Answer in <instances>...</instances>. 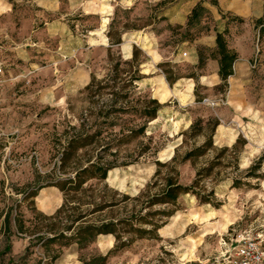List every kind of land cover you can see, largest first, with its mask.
<instances>
[{
    "label": "rangeland",
    "instance_id": "obj_1",
    "mask_svg": "<svg viewBox=\"0 0 264 264\" xmlns=\"http://www.w3.org/2000/svg\"><path fill=\"white\" fill-rule=\"evenodd\" d=\"M200 1L207 11L189 26L192 6ZM104 8L99 0H0V29L10 37L4 54L11 70V77L0 85V264L10 258L14 259L12 264H31L39 259L40 251L35 249L27 261H19L28 240L17 236L12 239L11 252L1 253L5 246L4 214L20 202L24 218L33 217L17 192L43 181L58 160L65 131L73 132L82 111L101 106L105 100H85V85L76 78L89 72L102 79L111 72L108 49L90 46L89 30L102 31V24H106L104 33L124 31L122 43L138 40L139 48L151 51L153 58L141 49L148 58L140 65L146 77L135 83L134 95L155 97L164 104L158 117L148 123L145 135L122 153L120 160L133 163L108 173L109 186L138 194L155 173L156 160L168 161L176 149L183 152L192 145L193 141L184 143L182 133L197 118L220 119L214 136L217 146H232L239 135L247 140L239 154V170L229 168L216 186V196L223 203L219 208L201 204L187 194L159 231L160 239L137 240L111 253L107 264H229L243 238H264V179H246L249 185L232 186L233 177L243 176L264 154V35L260 36L258 22L260 17L264 19V0H218V5L210 0H137L131 8L117 5L110 21L101 18ZM91 10L103 11L93 14ZM225 29L241 67L237 77L221 87L215 35L216 30ZM151 32L156 34L154 46L147 37ZM199 48L204 58L200 68ZM153 49L163 59L157 62L161 57ZM112 54L114 62L131 58L124 56L121 45L114 46ZM191 56L197 57L196 63ZM160 62H170L182 78L168 87L158 67ZM190 74L197 78L190 79ZM196 83L201 100L194 93ZM117 120L130 125L142 122L131 115H120ZM119 129L117 125L115 130ZM140 148L146 151L137 156ZM212 156L213 152L207 158ZM179 169L181 180L189 183L194 167L185 163ZM62 202L57 188L46 187L38 205L51 208L48 213H53ZM114 244V236L100 235L83 249L77 245L63 248L54 264H85L84 260L93 254H106Z\"/></svg>",
    "mask_w": 264,
    "mask_h": 264
},
{
    "label": "trees",
    "instance_id": "obj_2",
    "mask_svg": "<svg viewBox=\"0 0 264 264\" xmlns=\"http://www.w3.org/2000/svg\"><path fill=\"white\" fill-rule=\"evenodd\" d=\"M218 5V0H210ZM207 11L202 1L196 3L188 17V25L197 22ZM263 18L260 36L264 35ZM128 28V27H127ZM110 38L108 60L111 72L102 79L91 74L82 93L84 99L92 103L105 98L101 106H90L82 111L79 125L72 126L73 132L65 131V141L61 144L58 160L52 170L43 176V181L22 188L21 202H27L33 217L25 219L19 212L20 202L10 206L4 214L3 233L5 246L2 254L12 250L14 236L27 239L28 243L19 256V261H27L35 249L40 251L39 259L31 264H54L65 247L77 245L83 249L100 236H114L115 244L106 254H93L84 260L85 264H107L108 256L130 247L135 241L161 238L159 231L179 210L181 197L194 195L201 204L219 208L223 203L216 196V186L223 179V173L239 170V154L247 140L239 135L232 146H217L214 136L220 119L212 117L204 121L197 118L182 134L184 143L193 141L185 151L176 149L168 161L156 160V170L151 180L136 195L115 189L107 183L108 173L120 165L133 161L120 160L130 145L145 135L148 123L158 117L163 103L148 95L135 97V83L146 77L140 65L147 56L137 45L133 46L130 59L113 61L112 48L122 43V32L107 33ZM125 57L130 56V44L123 45ZM198 64H204L202 51L197 49ZM143 55V58L141 57ZM215 58L218 61L217 74L221 87L228 85L234 74V64L239 59L238 52L231 48L224 31L216 30ZM167 82L172 86L180 78L170 62H160ZM189 78H197L190 74ZM196 83L194 93L198 100L203 96ZM120 115H131L142 120L138 124L117 122ZM120 125L117 131L115 127ZM202 138L200 143L197 139ZM135 151V149H134ZM146 149L137 150L141 156ZM213 152L211 158L207 156ZM132 155V154H131ZM190 163L195 175L189 183L181 180L179 167ZM264 154L247 167L243 176H235L233 187L249 185L246 179H264L262 170ZM46 187H55L63 195L62 204L53 212L51 208H41L38 203L44 197ZM41 190V192H40ZM40 192V194H39ZM39 206L38 209L36 205ZM10 258L7 263L12 264Z\"/></svg>",
    "mask_w": 264,
    "mask_h": 264
},
{
    "label": "crops",
    "instance_id": "obj_3",
    "mask_svg": "<svg viewBox=\"0 0 264 264\" xmlns=\"http://www.w3.org/2000/svg\"><path fill=\"white\" fill-rule=\"evenodd\" d=\"M92 0H87V2H90ZM100 1V5H103L105 6L106 8H104L105 12L104 13H101V11L103 10H91L90 13H101V18L102 20L104 19H109L110 21V15H111V11L117 6V5H124V7H128V8H131V6L136 3L137 0H121V1H118V0H99ZM115 2V3H114ZM133 3V4H132ZM197 2H194L193 5H196ZM194 6H192L193 8ZM108 24H110V22H107V26ZM104 27H106V24H102L101 26V30L102 31H95L94 29H90L89 30V33H90V36L89 38L91 39V44L90 46L91 47H97V46H102V48L104 49H108V47L110 46V38L108 37L107 33H104L105 29ZM144 30V29H143ZM125 32L123 31L122 32V38L124 39V36H125ZM143 34H145V31H143ZM143 36V35H142ZM148 39H149V42L152 43L153 41H155L156 39V34H154L153 32L149 33V35L147 36ZM139 41L142 42V39L139 38ZM125 43H128L130 44V56H132V53H133V46L134 45H139L138 43V40H132V41H126ZM124 42L121 43V48L123 47V45L125 44ZM119 45V46H120ZM152 45L154 46V43H152ZM154 48V47H153ZM141 49H143L145 51L146 54L149 55V57L151 56L153 58V54L151 53V51H149L147 48L141 46ZM154 53L156 52L161 58H159V60H156L157 62L160 61V59H163V57L161 56V54L159 53V51H157V49H153L152 50ZM237 51V50H236ZM129 56V57H130ZM196 59L197 57L196 56H191V60H192V63H196ZM84 64H87L86 61L82 62ZM81 63V64H82ZM89 64V63H88ZM241 63L239 62V59L235 62L234 64V74L232 76L229 77V81L232 79V78H236L237 77V69L239 67H241L240 65ZM164 78H165V75H163ZM77 78V82L80 84V85H86L87 83H89L90 79H91V74L89 72H84L83 74L79 75ZM192 79V78H190ZM178 82V81H177ZM176 82V83H177ZM175 83V84H176ZM166 84H168L167 86L170 87L171 85L166 81Z\"/></svg>",
    "mask_w": 264,
    "mask_h": 264
},
{
    "label": "built area",
    "instance_id": "obj_4",
    "mask_svg": "<svg viewBox=\"0 0 264 264\" xmlns=\"http://www.w3.org/2000/svg\"><path fill=\"white\" fill-rule=\"evenodd\" d=\"M9 35L0 29V85L11 77L4 51ZM187 56L188 52H184ZM229 264H264V238H243Z\"/></svg>",
    "mask_w": 264,
    "mask_h": 264
}]
</instances>
